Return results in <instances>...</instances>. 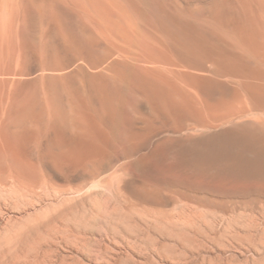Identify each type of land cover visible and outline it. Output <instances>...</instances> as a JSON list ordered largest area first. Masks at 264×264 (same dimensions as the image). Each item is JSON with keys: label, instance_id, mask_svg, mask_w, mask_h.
<instances>
[{"label": "bare ground", "instance_id": "obj_1", "mask_svg": "<svg viewBox=\"0 0 264 264\" xmlns=\"http://www.w3.org/2000/svg\"><path fill=\"white\" fill-rule=\"evenodd\" d=\"M1 11L0 183L72 192L115 169L130 200L162 206L165 190L197 188L190 180L223 194L264 183V0ZM24 18L44 24L36 42L18 35Z\"/></svg>", "mask_w": 264, "mask_h": 264}, {"label": "rangeland", "instance_id": "obj_2", "mask_svg": "<svg viewBox=\"0 0 264 264\" xmlns=\"http://www.w3.org/2000/svg\"><path fill=\"white\" fill-rule=\"evenodd\" d=\"M25 1L49 0H0V15ZM16 26L34 42L44 28L29 19ZM24 147L40 154L45 145ZM121 177L111 169L72 192L0 183V264H264V183L223 194L198 188L210 179H189L197 188L165 190L162 206L130 200Z\"/></svg>", "mask_w": 264, "mask_h": 264}]
</instances>
